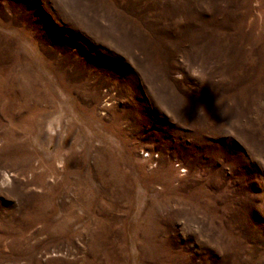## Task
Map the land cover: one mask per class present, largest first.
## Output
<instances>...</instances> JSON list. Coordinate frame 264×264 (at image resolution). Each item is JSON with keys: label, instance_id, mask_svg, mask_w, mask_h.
Wrapping results in <instances>:
<instances>
[{"label": "rangeland", "instance_id": "rangeland-1", "mask_svg": "<svg viewBox=\"0 0 264 264\" xmlns=\"http://www.w3.org/2000/svg\"><path fill=\"white\" fill-rule=\"evenodd\" d=\"M0 264H264V0H0Z\"/></svg>", "mask_w": 264, "mask_h": 264}]
</instances>
